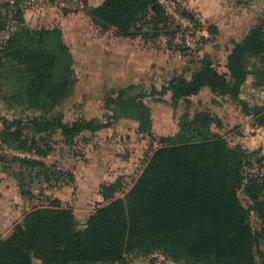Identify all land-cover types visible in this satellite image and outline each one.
<instances>
[{
  "label": "trees",
  "instance_id": "obj_1",
  "mask_svg": "<svg viewBox=\"0 0 264 264\" xmlns=\"http://www.w3.org/2000/svg\"><path fill=\"white\" fill-rule=\"evenodd\" d=\"M27 1L0 5L12 12L0 22V34L7 33L9 21L15 23V31L6 40L0 38V100L18 113L12 120L0 116V165L17 181L21 196L32 202L37 199L35 187L74 183L72 173L45 160L57 145L72 147L81 136L89 142L90 134L111 129L120 119L139 124L138 139L144 146L127 174L113 183L102 178L92 188L98 199L80 207L90 211L83 222L79 219L84 214L78 218L73 208L46 200L45 206L33 207L10 224L11 232L0 235V264H33L34 259L41 264H129L158 254L172 264H264V178L248 174V169L264 165V157L235 141L242 137L240 123L232 125L217 113L231 103L244 120L264 129V106L251 107L241 99L250 76L254 88H264V12L246 34L247 12L234 18L243 26L225 45L224 69L206 54L199 66L191 64L168 82L159 85L151 79L146 90L132 85L108 92L104 108L112 114L103 122L72 120L66 113L78 83L74 55L60 29L25 25L21 6ZM168 1L194 27L174 19L161 0H104L102 6L88 8L87 15L100 34L114 30L117 39L141 41L158 53L164 47V54L185 55L190 51L186 38L196 37L201 25L176 0ZM207 32L222 34L218 25ZM205 90L214 98L212 107L201 108L195 98ZM150 101L171 107L177 122L174 133L154 134ZM121 148L120 157L128 150L126 143ZM99 169L101 162L96 167L90 163L87 175ZM138 172L128 188L126 179ZM120 194L124 197H117Z\"/></svg>",
  "mask_w": 264,
  "mask_h": 264
},
{
  "label": "crops",
  "instance_id": "obj_2",
  "mask_svg": "<svg viewBox=\"0 0 264 264\" xmlns=\"http://www.w3.org/2000/svg\"><path fill=\"white\" fill-rule=\"evenodd\" d=\"M4 1L6 0H0V5ZM176 2L180 3L182 7L193 13L196 19L204 24H212L219 18L218 21L220 24L217 25L220 27V30H222V35L224 34L226 36V44L230 38H235V36L238 35L240 29L243 26L238 24V22H236L234 19L239 13L238 10H232L233 12L230 11L227 13L228 8L227 2L225 0H176ZM103 3L104 0H84L82 5L75 6L70 2L56 0L54 2H47L39 9H28L23 13L25 25L33 30L60 29L63 33L65 43L70 47L74 55L78 83L75 88L74 97L72 98L71 102L64 107V109H66V113L67 111L69 113V107L72 105L75 108L74 112L78 110L81 112L82 108H87L90 109L92 113L98 112L100 114H104V116L94 115L92 117H85L82 119L89 120L92 118H97L103 122H106L108 116L112 114L109 110L104 108V98L108 92L120 88L130 87L132 85H139L140 88L143 87L146 90L150 87L151 79L160 81L163 71H167L168 68L176 66L171 68V74L173 75L175 74L177 67L179 65H183L181 72L178 73V75H174V77L180 76L182 75L184 69L191 64L199 66L200 60L206 54L212 55V58L214 57L220 61L221 65L223 66L222 68L224 69L227 61L224 53H221V51L219 52L217 50H215V52H209L207 47H205L203 44H200L198 47V42L196 40H191L192 44L187 45V47L190 49L187 54L171 56L169 54L163 53L164 47H162L160 53H158L154 49H147L144 43L141 41L117 39L114 36V30L100 34L98 27H96L88 17L87 10L88 8H98L102 6ZM185 22L190 23L186 20ZM180 23L185 27L192 28L191 23L190 26H187L182 22ZM214 24L215 23L212 25ZM208 28L209 27L201 29L203 31L201 34L202 37L209 36L207 32ZM247 32L248 31L246 30L245 34ZM2 36L3 34H0V38ZM194 49H196V52ZM162 57L165 59L164 61L161 59ZM158 71L161 73V75L157 73ZM248 81L246 82L245 86L249 83ZM250 83H254L253 79L250 80ZM251 91L252 93H255L256 88L252 86ZM213 98L214 96H212L208 90H205L199 97L195 99L197 103L200 102L198 106L203 108V106L207 107V105L212 107L211 103ZM241 99L244 100L243 90ZM152 102L157 103L154 101ZM250 106H255V103H250ZM0 112H5L6 114L9 113V116L0 114V116L7 117L9 120H12L15 117V114L18 115V113L9 111L1 100ZM217 113L221 114L222 118L227 116L230 119L232 125L240 123L242 127V137L239 143L245 150H248L249 152L260 151L264 157V129L253 127L252 121H250L251 124L248 125L249 121L247 119L244 120L240 110L231 103L225 105L222 107V109H219ZM155 129L156 126L154 121V134L156 133ZM249 129L251 132H249ZM138 131L139 124L137 122L130 119H120L113 125L111 129L97 133L95 135H89L92 139L86 143L96 140L99 141V145H101V142H110V138L112 136L117 137L116 134H123L124 139H126L125 143L128 149L125 152V156L116 157V153H114V151H116L115 149H117L120 153V150L116 148V146L111 145L112 150L108 147H105L104 154L102 155L104 162L101 160L103 169H99V172L91 171V174H88L85 180H83V185L85 186L84 189H88L93 193L95 192L94 200L98 199V197L96 195L95 189L92 190V188L97 186L99 180H102L103 178V180H105L107 183H113L122 175L127 174L132 165H135L134 158L139 152H141L140 150H142V147L144 146L143 139H138ZM249 133L252 134V137L250 138L248 137ZM83 138L84 136H81L78 139L84 140ZM156 142H154V148L157 145ZM119 148L121 149L120 146ZM127 154H129V156H127ZM111 159L112 161H110ZM115 161H121V163L118 164L119 166L115 167V174H110V177L108 176V178H104L105 175H102L100 172L105 170V164L107 167L110 164L115 166L114 163H111ZM128 162L130 163L128 164ZM82 171L83 170L81 169L79 176L76 175L75 172L72 173L75 179L74 183L35 187L33 189V194L37 199L29 202L21 196L17 181L8 173L4 172L3 168L0 167V235L4 237L9 234L12 229L9 226V221L13 219L12 223L15 224L21 220L23 212L20 213V211H23L24 209H26V212L30 211L34 206H36L34 205L36 202L47 204L46 200H58L62 206L68 208L69 206H67V204H71V199L68 200L67 197L74 198V193L78 191L76 188H79L82 181ZM127 180L130 179H126V183H128ZM49 190H51L50 193L48 192ZM79 191L82 193V188H79ZM67 192H69L71 195L69 196ZM40 195L44 196V198L41 197L43 202L38 201ZM151 259H145L143 263L149 264ZM162 259L165 264H172L166 262L164 258Z\"/></svg>",
  "mask_w": 264,
  "mask_h": 264
},
{
  "label": "rangeland",
  "instance_id": "obj_3",
  "mask_svg": "<svg viewBox=\"0 0 264 264\" xmlns=\"http://www.w3.org/2000/svg\"><path fill=\"white\" fill-rule=\"evenodd\" d=\"M225 1L227 2V8H228L227 13H229L232 10H238L239 13L247 12V13H244V14H246L245 18L249 19V21H247L246 25H245V29L247 28L246 29L247 31H249V29L251 28V23L253 22L255 17L264 12V0H237V1H233V2H229V0H225ZM238 2H243V5H238ZM178 5L181 8L185 9L184 7H182V5L180 3H178ZM237 7H238V9H237ZM172 10H173V12H175L174 8H172ZM247 16L251 17V21H250V18H248ZM218 20H219V18L216 21H214L213 23H215L216 25L220 24V22ZM199 23L201 25V29H205L207 27H210V25L212 26V24H213V23L212 24L211 23H205L204 24L202 22H199ZM191 26L194 27V25H191ZM201 29H199L200 31L198 30L196 32L197 33L196 37H193V39H192V40H196L198 42L197 43L198 47L200 46V44H203V45H205V47H207V50L209 52L210 51L215 52V49L217 48V46H219V50H217V51H219V52L221 51V53H223L224 48H225L224 44L226 45L225 42L227 41L226 36L224 34L223 35L219 34L220 36H217V37L210 36V35L208 37H202L201 34L203 33V31ZM206 41H208V42H206ZM194 51L196 52V49H194ZM194 62H195V59H194ZM221 62H222V60H221ZM182 66L179 65L177 67V69L175 70V74H173V75L171 74V71H172L171 68H174L176 66L168 68L167 71L166 70L163 71V75H161V73L158 71L157 73H159L161 75V78H160V81L158 84L160 85L163 82L172 79L174 77V75H178V73H180L182 70ZM166 78H168V79H166ZM252 79L254 81V78L252 76H250L248 79L249 81L247 80L249 83L243 89V98L245 101H247L249 103L254 102L255 105L264 106V88H258V89H256L255 93H252L251 88L253 86V83H250V80H252ZM150 106H151V109H153L154 121H155V126H156V129H155L156 133L155 134L157 136H161L164 134L168 135V134L174 133L177 129V122L174 119V112L171 109V107L166 106L164 104H160V103L159 104L153 103L152 101H150ZM97 113H92V111L90 109H87V108L83 109L82 108L81 112L79 110L76 112L70 111L68 113V115H69L70 119H72V120L74 118H77V119L78 118H85V117L88 118V117H92L94 115L104 116V114H100V113L97 114ZM0 114L9 116V113L6 114L5 112H0ZM10 118H12V117H10ZM250 124L251 123L249 122L248 125H250ZM241 132H242V130H241ZM249 132H251V130ZM116 135H117V137L112 136L110 138V142H108V143H102L101 142L100 143L101 145H99V141H96V140H94L96 143L94 141L90 142V143H86L84 140H81V139L76 140V142H75L76 144L73 145L72 147H67L64 145H57L53 155L45 160L46 163L49 165L56 163L66 173L75 172V174L79 176L81 169L83 170L82 174H81L82 181H81V184L79 186L80 189L82 188L83 192L81 193V191H79V188H76V190H78V191L76 193H74V198L67 197L68 200L71 199V204H67V206H69L75 210L76 214L79 216L78 218H80V217L82 218L81 215L84 214V218L79 219V221L84 220L85 217H87L90 214V211L82 210L80 207L86 206V205L88 206L92 202V200H94L93 192L89 191L88 189H84L85 186L83 185V180H85L86 176H88L87 170H88L90 163L93 164V167H96V164H98V162H101V160L102 161L104 160L102 155L104 154L105 147H108L112 150L111 145H114V146H116V148H118L120 150V152L124 151L123 148H121V149L119 148V145L123 146L125 143V141L123 140L124 135L123 134L122 135L116 134ZM248 135H249L248 136L249 138L252 137L251 133H249ZM240 140H241V138L235 139V141H237V142H240ZM97 145H99V147H97ZM115 150L116 151H114V153H116V157H117V154H119V152L117 149H115ZM7 154L10 156L14 155L13 153H11L9 151L7 152ZM110 161H112V159ZM111 163H114L115 166L109 163L110 165L108 164L109 166L107 167V165L105 164V166L107 168L105 167V170H102L100 172L102 175H105L104 178H108V176L110 177V174H112V175L115 174V171H114L115 167H118L119 166L118 164H120L121 161H117V162L115 161V162H111ZM0 167H2V165H0ZM85 171H86V173H85ZM139 174H140V172H138L136 174L134 179L127 180L128 181V183H127L128 188H130L133 185L135 180L139 177ZM48 192L50 193L51 190H49ZM67 194H69V192H67ZM70 195L71 194H69V196ZM41 197L44 198V196H40L39 200H38L39 202H43ZM117 197L121 198V197H124V195L120 194ZM240 198H241L243 204L245 206H248V200L245 198V196L242 193L240 194ZM34 205L45 206L43 203H37V202ZM36 206H34V207H36ZM22 212H23V214L26 213V209H24L23 211H20V213H22ZM9 222L11 224L13 222V219H11V221H9ZM251 224L255 230H258V228L260 227L257 219L254 216H252V218H251ZM263 248H264V245H263ZM162 258L163 257L158 254L151 259L149 264H165V262L163 261ZM144 260L145 259H140V260L137 259V260H134L133 262L129 261V264H144L143 263ZM33 264H41V262L34 259Z\"/></svg>",
  "mask_w": 264,
  "mask_h": 264
},
{
  "label": "built area",
  "instance_id": "obj_4",
  "mask_svg": "<svg viewBox=\"0 0 264 264\" xmlns=\"http://www.w3.org/2000/svg\"><path fill=\"white\" fill-rule=\"evenodd\" d=\"M48 2V0H29L27 1L24 5L21 6V10L22 11H26L28 9H39L41 6H43L44 4H46ZM69 2L75 6H79L82 5V1L81 0H69ZM11 5H14V2L11 1L10 2ZM161 3L164 5L165 9L167 10V12L176 20H178L179 22L185 23L187 26H190V23L185 22L184 19H181L179 14L176 12L174 5L172 4V2L168 1V0H161ZM173 6V7H172ZM174 8L175 12H173L172 8ZM12 15V12H10L8 9H0V22H2V20H4L7 16ZM6 28H7V33L4 34L3 36V40H6L9 36V33H12L15 31V23L13 21H9L6 24ZM192 41L190 40L189 37L186 38V43L187 45H191ZM248 174L250 175H254V176H260L262 178H264V165H262V167L260 166H255L251 169H248Z\"/></svg>",
  "mask_w": 264,
  "mask_h": 264
},
{
  "label": "water",
  "instance_id": "obj_5",
  "mask_svg": "<svg viewBox=\"0 0 264 264\" xmlns=\"http://www.w3.org/2000/svg\"><path fill=\"white\" fill-rule=\"evenodd\" d=\"M217 49H218V46H217Z\"/></svg>",
  "mask_w": 264,
  "mask_h": 264
}]
</instances>
